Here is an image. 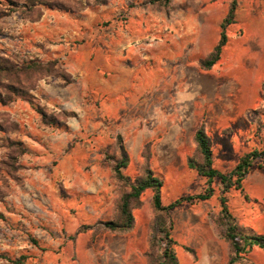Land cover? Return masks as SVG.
Returning <instances> with one entry per match:
<instances>
[{
	"label": "crops",
	"instance_id": "1",
	"mask_svg": "<svg viewBox=\"0 0 264 264\" xmlns=\"http://www.w3.org/2000/svg\"><path fill=\"white\" fill-rule=\"evenodd\" d=\"M228 6L229 0H177L171 10L179 21L159 28L178 32L165 39L160 34L161 38L154 41L165 43L169 50L173 47L174 59L178 62L146 75L142 82L127 71L133 65L120 63L118 67L113 63L119 56L116 53L107 55L106 73L86 66L73 72L66 65L67 72L73 75L72 82L61 86L66 93L75 87L71 91L75 99L72 103L57 102L62 107L87 105L94 111L89 121L94 123L92 128H97L98 148L63 152L54 168L62 196L57 195L59 192L49 180L39 187L46 189V195L53 191V196L16 199L10 203L13 208L25 211L22 215L26 220L22 221L26 226L21 228L29 236L40 238L37 245L29 247L37 257L24 264H147L148 236L154 218L150 190L142 195V206L132 211L131 228L111 231L101 224L117 215L120 194L112 164L105 160L108 155L118 158L120 150L116 149V140L121 141L128 159L134 158V175L139 174L143 158L148 157L154 177L161 180L162 187H167L174 198L178 195L176 189H187L196 180L200 188L204 187L205 179L187 163L188 157L197 153L194 134L200 126L210 138L213 167L223 173L231 171L244 154L264 147V0H237L234 22L226 29L227 42L220 58L209 69L200 65L218 44L220 24ZM14 14L8 18L12 25H17L23 20ZM46 15L42 10L39 21L25 23H38ZM132 40L126 36L116 45L131 47ZM131 51L129 48L124 55L129 58ZM150 58L154 57L142 54L139 62ZM49 87L45 85L44 92ZM123 93L118 105L111 104ZM105 101L110 105L103 109ZM123 105L120 120H107L105 110ZM81 121H86L83 115ZM66 124L69 131L64 134L74 132L83 142V124L78 123L74 131L69 119ZM108 136L112 147L105 152L102 144ZM23 140L28 143L30 139ZM147 143L151 145L145 150ZM232 152L233 160L229 159ZM25 157L28 158L27 152L23 160ZM79 163L87 165L79 167ZM231 166L230 170L226 169ZM125 169L122 172L127 175ZM25 181L16 186L22 188L25 183L29 184ZM230 193L237 199L234 204L230 202V208L238 230L246 235H264V168L253 167L242 181L241 190ZM72 197L76 199L71 200ZM212 197L202 203L179 205L178 208L186 209L184 216L173 213L176 215L174 229L178 227V232L183 229L177 236L182 239L176 246L180 249L178 256L174 247L178 264H264V250L257 246L246 253L245 259L230 263V246L210 219L212 213L218 212L216 200V212L215 205L211 206ZM163 198L164 193L162 205H169V198ZM83 202L92 206L87 221L76 208ZM82 225L95 227L77 233Z\"/></svg>",
	"mask_w": 264,
	"mask_h": 264
},
{
	"label": "rangeland",
	"instance_id": "2",
	"mask_svg": "<svg viewBox=\"0 0 264 264\" xmlns=\"http://www.w3.org/2000/svg\"><path fill=\"white\" fill-rule=\"evenodd\" d=\"M16 1L23 2L24 0ZM89 1L97 4L90 5L83 11L75 13L43 8L42 10L46 11L47 15L40 22L28 24L25 23L26 21L21 22L19 20L18 23L14 20L18 24L12 25L11 19L8 17L15 16L16 14L14 13L17 11L14 7L9 6L5 0H0V18L5 17L3 21H0V34H3L0 36V53L18 61L35 60L45 63L49 60H57L64 70H66V65L68 64V67L73 72L80 71L86 66L104 73L107 72V55L116 53L119 56L113 63H117V66H120V63L128 64L127 66L133 65L127 71L134 74V77L137 79L136 81H140L146 75L154 74L156 71H162V68L167 65L178 62V59H174L173 51L175 49L173 50V47H170L169 50L165 43L154 41V39L161 38V35L165 39L167 36L178 32L177 30H160L159 28V25L171 21H179L175 17L176 14L171 10L177 4V0H171L167 8L149 4L147 0ZM13 10L15 11L13 12ZM126 36L134 39V41L132 40L134 46L129 47V45H125L124 47L123 45H116L117 43H122ZM140 39L145 42H139ZM129 48L132 51L128 58L124 54L127 53ZM146 53L154 58H150L147 61L146 59H142L139 62L141 55ZM84 57L86 61H83ZM72 77L73 75L71 79ZM45 85H50L47 92L43 90L45 89ZM61 85L65 86L60 79L48 77L40 80L36 89L32 92V95L35 97L34 104L41 107L46 115L45 125L41 122L40 115L22 98H15L12 103H7L6 105L0 104V264H18L21 262V257H25L26 259L22 263L24 264L36 258V254L29 247L37 245L36 243L40 240L36 236H29L21 228L22 225L26 226L22 221L24 218L22 214L25 211L20 208H13L10 203L16 199H39L41 197L53 196V191L50 193L48 191V195H46V189L44 190L39 187V185L49 180L52 186L56 188L55 190L59 192L57 195L62 196L63 193H61L62 190L58 187V178L55 176L54 168L57 166L63 152L76 149L90 150L98 148V145L95 144V140L98 137L97 128L96 126L92 128V124L94 123L93 121H89L94 117V111L87 108V105L83 106V108L79 107V105L74 106L70 104L63 105V107L60 106L57 102L58 100L67 103V100L71 101L75 99L71 94L72 89L75 87H72L66 93L65 87ZM123 96L124 93L116 97L114 103L111 104L118 105ZM73 103L75 104V102ZM108 103L107 101L102 102V108L105 109L104 106H109L110 103ZM124 108L123 105V107L105 110L104 112L108 116L107 120H120V116L124 114ZM61 110L75 113V117L69 118L72 131L76 129L78 123L83 124L82 129L84 134L81 137L83 142H81L79 136L78 138L74 136V132L64 134L69 131V128L68 125L67 128L62 126V123L65 121H63L64 116L61 114ZM82 115L86 121H81ZM61 120L62 123L59 124ZM26 137L30 139V142H24L23 139ZM115 144L116 149H119L117 140ZM150 145L151 143H147L144 149L148 150ZM102 146L105 152L111 150V136H108V139L105 140ZM22 151L27 152V156L30 158L25 157L23 160L25 153L21 156ZM108 156L113 157L112 155ZM229 159H234L233 152L229 156ZM105 160L109 161L108 159ZM129 161L130 164L124 172L132 179L140 176L145 164L149 163L148 157H144V163L140 166L139 174L134 175L136 170L134 158L131 157ZM258 163L261 162H256L255 167ZM82 165H87V163L78 164L79 167ZM231 168L232 166L226 167L227 170ZM17 176L18 178L15 179ZM24 179L29 184L25 183L22 188L17 187L16 185H23ZM204 187L200 188L196 180L187 189L178 188V191L176 189L178 195L175 198L168 192L167 187H162L161 195L164 193L163 199L166 200L165 197H168L170 203H173L182 196H194L202 193ZM212 188L213 197L211 196V200H213V204L211 206L215 205L216 200L218 212L216 214L212 213L210 219H212L215 227L220 231L221 229L216 225L215 219L220 210L218 199L221 195V186L218 182H214ZM230 191H234V189ZM230 191L227 194V198L228 207L232 213L230 202L234 204L237 199L234 198V194L230 193ZM73 199L76 198L72 197L71 200ZM76 208L83 220H89L88 218H90L92 213V206L90 204L83 202L81 205L77 204ZM214 208L216 212V205ZM235 211L238 210L235 209ZM174 212L177 217L180 215L184 216L186 209L183 207L178 208L177 206L168 214L173 224L171 236L176 242V247L180 241L182 242V239L177 236L183 233V229L180 228L179 232L178 227L174 229V223H176L174 222L176 221L174 220L176 218V215L173 214ZM10 214H13L14 217L10 218ZM232 215L234 214L232 213ZM24 219L26 220V217ZM154 219L155 214L150 224V235L148 236L147 264H157L165 247V242H160L163 239L162 234H155L153 246L150 244V238L154 235ZM41 231H45V229H41ZM46 232L50 235L54 234V232ZM175 251L178 256L180 254L179 247H176Z\"/></svg>",
	"mask_w": 264,
	"mask_h": 264
},
{
	"label": "trees",
	"instance_id": "3",
	"mask_svg": "<svg viewBox=\"0 0 264 264\" xmlns=\"http://www.w3.org/2000/svg\"><path fill=\"white\" fill-rule=\"evenodd\" d=\"M6 3L14 7L18 17L23 21L37 22L42 16V9H56L65 12L75 13L86 9L90 5H96L87 0H5ZM171 0H147L149 4L157 5L161 8H167ZM20 4V6H18ZM237 6V0H229L228 12L220 24V38L218 44L208 57L200 62L203 69H209L220 58L221 50L227 42L226 29L234 22V16ZM20 10V12H19ZM15 10H13L14 12ZM53 77L60 79L64 85L72 82L71 75L64 70L57 60H49L45 63L30 60L18 61L0 53V104L6 105L12 103L15 98L24 99L41 117V122L45 125V113L38 105L34 104L35 97L32 92L36 89L40 80ZM264 93V84H263ZM64 116L65 122L62 123L67 128V120L75 117V113L65 110L60 111ZM118 147L120 154L118 158L106 156L112 164L114 178L116 180L119 201L116 206L117 215L113 220L101 223L105 228L114 231L129 229L133 225L134 218L132 211L141 206L142 194L150 190L152 192L151 206L154 210L155 219L153 225V236L150 238V244L155 242V234H162L165 247L157 264H178L174 247L176 242L171 236L172 221L168 214L175 207L182 203L194 204L208 200L213 193L212 184L218 182L221 186V195L219 197L220 210L215 219L216 225L220 227V235L230 246V263L245 259L246 253L254 246L264 250V235H246L240 232L236 225V220L228 207L227 194L231 189L241 190V184L249 171L255 167L264 168V148L253 149L239 158L235 167L227 172L222 173L213 167V155L211 150L210 138L206 134L203 126H200L194 134V142L197 146V153L188 157L187 163L189 168L195 170L197 174L205 178V187L202 193L194 196H182L167 206L161 202L160 179L154 177L149 168V163L145 164L140 176L132 179L126 176L122 170L128 165L129 159L125 153L124 147L120 140ZM25 152H21V156ZM15 177V179H17ZM95 225H82L77 233L93 229ZM148 258V253H147ZM25 257H21L22 264Z\"/></svg>",
	"mask_w": 264,
	"mask_h": 264
}]
</instances>
